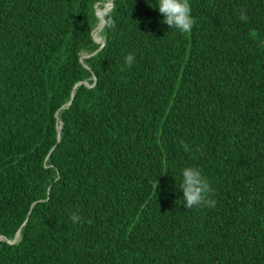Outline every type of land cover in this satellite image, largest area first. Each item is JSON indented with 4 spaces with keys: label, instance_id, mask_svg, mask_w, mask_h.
<instances>
[{
    "label": "trees",
    "instance_id": "16d2710c",
    "mask_svg": "<svg viewBox=\"0 0 264 264\" xmlns=\"http://www.w3.org/2000/svg\"><path fill=\"white\" fill-rule=\"evenodd\" d=\"M110 2L0 0V264H264V0Z\"/></svg>",
    "mask_w": 264,
    "mask_h": 264
},
{
    "label": "clouds",
    "instance_id": "9594fccd",
    "mask_svg": "<svg viewBox=\"0 0 264 264\" xmlns=\"http://www.w3.org/2000/svg\"><path fill=\"white\" fill-rule=\"evenodd\" d=\"M146 2L150 8L157 10L162 15V23L167 25L169 29L176 30L181 34L191 33L195 25V18L192 15L190 0H155V2L146 0ZM239 18L244 22H247L248 19L243 10H241ZM135 60L134 53H129L124 57V63L128 67H131ZM183 147L185 152L190 151L187 144ZM178 188L182 193V205L187 209L194 207L214 208L216 206V201L211 198L212 185L199 167L194 165L184 167L180 172ZM71 218L73 223L80 219L76 214H73Z\"/></svg>",
    "mask_w": 264,
    "mask_h": 264
},
{
    "label": "water",
    "instance_id": "95a60500",
    "mask_svg": "<svg viewBox=\"0 0 264 264\" xmlns=\"http://www.w3.org/2000/svg\"><path fill=\"white\" fill-rule=\"evenodd\" d=\"M113 6H114V0H111V2L109 3V5H108V7H105L103 10H97V15L99 16V18L102 20V24H101V26L97 29V31H95V33H94V36H95V38L97 39V37H99V31L102 29V27H103V25H105V23H106V21H105V19H104V16H103V13L104 12H106V11H109V10H111L112 8H113ZM97 41L98 42H102L101 40H98L97 39ZM103 43V42H102ZM103 44H105V43H103ZM73 97H74V95H73ZM61 129H62V126L59 128V131H61ZM60 138V137H59ZM20 240V233H18V235L16 236V239H15V241H14V243L16 242V241H19Z\"/></svg>",
    "mask_w": 264,
    "mask_h": 264
},
{
    "label": "rangeland",
    "instance_id": "374dc122",
    "mask_svg": "<svg viewBox=\"0 0 264 264\" xmlns=\"http://www.w3.org/2000/svg\"><path fill=\"white\" fill-rule=\"evenodd\" d=\"M107 5H109V4H107ZM105 6H106V5H105ZM98 9H99V8H98ZM99 10H100V9H99ZM97 39H98V40H101V39H100V38H98V37H97ZM101 41H102V40H101Z\"/></svg>",
    "mask_w": 264,
    "mask_h": 264
},
{
    "label": "bare ground",
    "instance_id": "6f19581e",
    "mask_svg": "<svg viewBox=\"0 0 264 264\" xmlns=\"http://www.w3.org/2000/svg\"><path fill=\"white\" fill-rule=\"evenodd\" d=\"M106 6H108V5H106Z\"/></svg>",
    "mask_w": 264,
    "mask_h": 264
}]
</instances>
